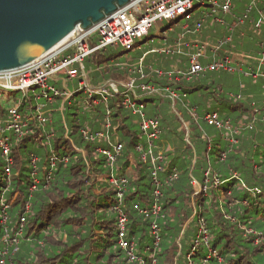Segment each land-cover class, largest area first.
<instances>
[{
    "label": "trees",
    "instance_id": "trees-1",
    "mask_svg": "<svg viewBox=\"0 0 264 264\" xmlns=\"http://www.w3.org/2000/svg\"><path fill=\"white\" fill-rule=\"evenodd\" d=\"M231 1L230 17L222 24L208 19L199 32L186 37L209 34L210 40H201L224 41L216 58L228 56L242 72H206L188 81L157 77L146 68L138 71L142 47L116 54L107 48L84 60L93 88L133 78L137 86L152 84L177 92L173 107L165 93L139 99L146 117L159 120L154 148V154L161 155L155 177L158 187L152 182L150 163L142 161L147 142L140 119L121 104L126 92L122 85L96 104L93 99L101 100V95L89 97L78 88L62 108L59 97L50 103L35 98L33 104L29 92L20 100L18 91L4 95L0 121L8 119L11 101L27 120V132L21 137L8 135L11 164L0 150V260L6 264H264V60L258 67L264 0H254L249 11V0ZM191 13L192 28L199 19V6ZM173 26L172 22L169 28ZM169 56L164 57L163 71L172 68ZM158 61L147 64L154 67ZM251 71L258 76L252 77ZM37 104L46 110L49 121L37 122ZM73 105L74 112L66 115ZM213 113L220 126L206 121ZM107 123V137L97 135L105 132ZM82 130L94 138L85 137ZM115 144L121 150L113 162L97 151ZM154 204L158 212H153ZM120 215L126 219V238L134 244L132 260L118 243ZM14 239L17 242L12 243Z\"/></svg>",
    "mask_w": 264,
    "mask_h": 264
},
{
    "label": "built area",
    "instance_id": "built-area-1",
    "mask_svg": "<svg viewBox=\"0 0 264 264\" xmlns=\"http://www.w3.org/2000/svg\"><path fill=\"white\" fill-rule=\"evenodd\" d=\"M199 6V19L191 28L189 20L192 18L191 10L194 7V2ZM254 0L250 3L247 10L249 11ZM232 9L231 0H129L122 7H118L113 13L105 16L103 19L95 24H92L87 29L76 27L74 31L68 35L61 43L48 50L38 58L29 62L28 64L7 70L0 71V100L6 93L13 91H22L23 94L29 92L33 88L41 87V94L36 98H45L48 103L52 102L55 97L62 99L61 108L63 103L68 101L72 96L71 91L66 81H77L78 88L83 89L85 93L91 97L93 94L101 95V100L93 99V103L105 102L109 95V90L118 92V85L112 81L108 85L98 86L91 88L88 86V79L84 71L85 58L94 51H105L107 48L120 47L122 50H129L133 47L140 48L141 43L138 42L142 37L147 36L148 32L153 26L161 20H169L174 22L175 26H180L182 36L176 41L171 42V45L161 47L160 49H150L147 53H143L138 60V71L141 72L143 58L150 52L156 54L169 55H184L186 58L185 68H176L170 71H163L162 69L153 70L151 67H144L154 74L163 76L166 75L169 79L174 80L184 79L186 81L213 71H233L237 70L242 72L241 68L236 64H232L228 56L216 58L218 50L221 48L224 41L215 43L213 49H210V56H207V43L203 41H186L187 34H195L200 31L206 20L213 18L215 22L222 24L223 17L221 14L228 13ZM219 13V14H218ZM178 18L176 21H174ZM184 19L182 25L180 20ZM241 21V20H240ZM260 23L257 22L256 26ZM229 39L226 38V41ZM153 39L145 40L144 44L152 43ZM184 48V52H182ZM262 52L259 56L258 67L264 60V36L261 42ZM245 73V72H244ZM250 73V72H249ZM252 77H257L258 72H252ZM264 77V73L261 75ZM49 80L59 83L61 86L57 87L53 84H48ZM112 83V84H110ZM114 84V85H113ZM128 88L122 85L126 92L123 95L121 104L124 108L129 109L133 114L140 119V129L145 136L147 142L146 152L142 156L144 163H150L152 182L155 187L159 186L157 181L156 172L159 169L157 161L161 159V155L154 154L155 141L160 135L159 120L157 117L148 118L144 113L143 103L140 102L141 95L161 94L165 93L170 99L172 107L178 94L175 90L168 87L160 88L152 84L135 85L133 78L129 79ZM114 87H113V86ZM51 93V94H49ZM264 96V91H263ZM7 116L8 119L0 121V150L2 156L7 159L8 164H11L10 157L9 136L6 132H12L17 137L26 134L27 120L23 119L21 113L18 111L17 106L13 105L10 101L7 102ZM43 109L41 104L35 107V117L38 123L49 121L48 116L41 111ZM181 118V115H179ZM209 124L220 126L216 120V114H208L205 117ZM109 124H105V132L97 135H105L107 137V129ZM83 135L89 139H93V135L89 134L86 130L81 131ZM121 148L119 144H115L111 149L98 148L97 151L104 154L110 162L115 160L116 155L119 154ZM6 173L9 174V167L6 168ZM110 182L119 188L117 180L111 178ZM218 180H214L217 184ZM157 191H155V194ZM121 196V193H119ZM159 206L153 205V212H158ZM23 221V218L21 219ZM125 217L120 215L118 217V243L119 246L126 252L129 259L134 258V244L126 238L125 231ZM152 232L156 235L157 228L153 224ZM158 240V237H156ZM17 242L16 239L12 243ZM0 264H6L4 259L0 260Z\"/></svg>",
    "mask_w": 264,
    "mask_h": 264
},
{
    "label": "water",
    "instance_id": "water-1",
    "mask_svg": "<svg viewBox=\"0 0 264 264\" xmlns=\"http://www.w3.org/2000/svg\"><path fill=\"white\" fill-rule=\"evenodd\" d=\"M129 0H0V71L18 68Z\"/></svg>",
    "mask_w": 264,
    "mask_h": 264
},
{
    "label": "rangeland",
    "instance_id": "rangeland-1",
    "mask_svg": "<svg viewBox=\"0 0 264 264\" xmlns=\"http://www.w3.org/2000/svg\"><path fill=\"white\" fill-rule=\"evenodd\" d=\"M249 1L252 2V0H249ZM195 5H198V3L196 1L194 2V6ZM221 16L223 17V19L229 18L230 17V12L223 13V14H221ZM177 19L178 18H176L174 21H176ZM183 22H184V19H181L180 20V25H182ZM171 23L172 22H170L169 20L158 21L153 26V28H151L149 30L148 35L142 37L141 40L138 41V42L141 43L142 51L147 53L152 48L160 49L161 47L166 46V43H167V46H169V45H171V41H170L171 39H173V41H176L179 37H181L182 36V31H181L180 26H177V27L173 26L172 28H169L171 26ZM165 29H168V33L164 32ZM165 35L167 36V39H164ZM146 39L147 40L153 39V42L149 43V44H144L143 42H145ZM203 42L207 43V49H209V51H210V49H213V47L215 45L214 42H210V41L207 42L206 40L203 41ZM181 50H182V52H184V48H182ZM121 51H122V48L117 47V48H109L107 52L116 54V53H120ZM165 56H160L159 54H155V53H150L149 52L146 55L145 59H144V64L142 65L143 69H144V67H150V66H148L147 63H150L151 61H153L155 59H159V61L154 64V67H151V68L153 70L162 69L161 65L163 64V62L165 60V58H164ZM171 57L172 56H169V58H168L171 61V67L172 68L170 70L176 69V68H182L183 64H185L186 60H185V56L184 55H180V56L176 55L173 59ZM160 58H163V59H160ZM170 70L168 69L166 71H170ZM157 77H160V75H157ZM48 84H50V85L53 84V85H55L57 87L61 86L57 82H55V81L53 82V80H49ZM102 84L103 85H108V82L107 83L103 82V83H101L100 86H102ZM110 84H112V83H110ZM66 85L71 91H75L76 89H78V84H77L76 79L75 80L66 81ZM117 85H119V83H117ZM88 86L91 87L89 84H88ZM125 86L128 88V84L125 83ZM91 88H93V87H91ZM41 91H42L41 87H37V88H33L32 90H29V96L32 97V99H33L32 103L33 104H35V102H36L35 98H36L37 95L41 94ZM49 94H51V93H49ZM22 96H23V92L22 91L16 92V98L18 100H20L22 98ZM3 102H5V100ZM41 111H43V113H45L46 110L41 109ZM73 112H74V105L71 106L70 108H67L65 110L66 115H68V113H73ZM9 134H10V132L7 131L6 135H9Z\"/></svg>",
    "mask_w": 264,
    "mask_h": 264
},
{
    "label": "crops",
    "instance_id": "crops-1",
    "mask_svg": "<svg viewBox=\"0 0 264 264\" xmlns=\"http://www.w3.org/2000/svg\"><path fill=\"white\" fill-rule=\"evenodd\" d=\"M202 36L201 35H192L190 36L189 38H185L186 41H190V40H193V41H202L201 39H205L207 38L208 40H210L211 38V35L207 34L206 36L203 35V37L201 38ZM208 42V41H207ZM207 56H210V52H209V49L207 50ZM186 59V58H185Z\"/></svg>",
    "mask_w": 264,
    "mask_h": 264
}]
</instances>
